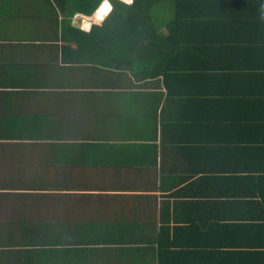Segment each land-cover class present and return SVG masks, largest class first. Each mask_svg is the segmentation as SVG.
<instances>
[{
    "label": "crops",
    "instance_id": "obj_1",
    "mask_svg": "<svg viewBox=\"0 0 264 264\" xmlns=\"http://www.w3.org/2000/svg\"><path fill=\"white\" fill-rule=\"evenodd\" d=\"M104 2L0 0V264H264V89L175 74L172 9L143 52Z\"/></svg>",
    "mask_w": 264,
    "mask_h": 264
},
{
    "label": "trees",
    "instance_id": "obj_2",
    "mask_svg": "<svg viewBox=\"0 0 264 264\" xmlns=\"http://www.w3.org/2000/svg\"><path fill=\"white\" fill-rule=\"evenodd\" d=\"M62 1L67 11L64 15L71 19L76 14L91 17L104 0ZM108 1L112 11L107 21L122 23L129 31V39L139 42L137 46L143 52L150 49V44L155 47V32L148 26H139L148 20L154 27L158 21L155 15L147 16V12L171 4L172 26L169 38L164 40L170 44L169 55L175 66H186L176 67L175 74L199 70L203 65L200 62H207L206 58L224 66L232 63L230 65L237 71V78L233 77L232 81L237 82L240 97H245L246 91L261 95L264 89V0H134L132 5L119 0ZM145 16L148 19H144ZM228 70L231 69L205 68L202 71ZM251 101L257 103L259 96H253ZM253 125V133L261 134L262 127Z\"/></svg>",
    "mask_w": 264,
    "mask_h": 264
},
{
    "label": "rangeland",
    "instance_id": "obj_3",
    "mask_svg": "<svg viewBox=\"0 0 264 264\" xmlns=\"http://www.w3.org/2000/svg\"><path fill=\"white\" fill-rule=\"evenodd\" d=\"M162 12H164L165 14ZM166 14H167V16H166ZM170 14H171V4H170V6L167 5V6H164L163 8H160V9L155 8V10L147 12V16L153 17L155 15V17H157V18L160 17L162 19L161 22H163V20L165 21V17L169 18Z\"/></svg>",
    "mask_w": 264,
    "mask_h": 264
},
{
    "label": "bare ground",
    "instance_id": "obj_4",
    "mask_svg": "<svg viewBox=\"0 0 264 264\" xmlns=\"http://www.w3.org/2000/svg\"><path fill=\"white\" fill-rule=\"evenodd\" d=\"M121 1H123V2H126V3H128V2H130V1H132V0H121ZM110 11V6H108V4H107V2H104V3H102V5L100 6V8L98 9V11H96L95 13L96 14H94V17L96 18V17H102V18H104L105 17V15L108 13Z\"/></svg>",
    "mask_w": 264,
    "mask_h": 264
},
{
    "label": "water",
    "instance_id": "obj_5",
    "mask_svg": "<svg viewBox=\"0 0 264 264\" xmlns=\"http://www.w3.org/2000/svg\"><path fill=\"white\" fill-rule=\"evenodd\" d=\"M102 20H103V18H102V17H99V18H98V17H96V18H95V21H97V22H102Z\"/></svg>",
    "mask_w": 264,
    "mask_h": 264
}]
</instances>
